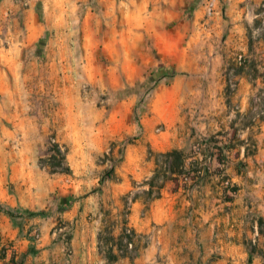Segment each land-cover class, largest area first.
Instances as JSON below:
<instances>
[{
    "label": "rangeland",
    "instance_id": "1",
    "mask_svg": "<svg viewBox=\"0 0 264 264\" xmlns=\"http://www.w3.org/2000/svg\"><path fill=\"white\" fill-rule=\"evenodd\" d=\"M206 1L0 0V264H137L153 237L135 230L131 203L144 216L142 175L172 131L202 173L166 189L213 174L222 200L239 183L244 205H264V151L251 155L264 145L263 84L251 81L253 65L264 71V0H211V12ZM54 143L68 171L42 161ZM127 155L143 159L135 177ZM262 246L193 262L264 264L251 254ZM169 260L158 250L154 263Z\"/></svg>",
    "mask_w": 264,
    "mask_h": 264
},
{
    "label": "crops",
    "instance_id": "2",
    "mask_svg": "<svg viewBox=\"0 0 264 264\" xmlns=\"http://www.w3.org/2000/svg\"><path fill=\"white\" fill-rule=\"evenodd\" d=\"M177 82H180V79H176L174 84ZM215 92L206 91L210 97L214 96ZM248 127L250 126L246 127L248 130L246 133L249 130L252 132V129ZM257 127L262 128L261 125ZM251 128L253 127L251 126ZM170 134V139L168 137L167 140H162L160 145H153V148L165 152L171 149L182 150L187 144H190L187 143L188 139L177 137L175 131ZM241 147L237 160L245 159L250 155L248 146L244 144V147ZM254 147L255 150L251 155L260 156L264 151V145L258 140ZM230 153L231 149L228 154ZM127 156L126 171L123 175L130 173L135 177L139 173L137 168L141 166L143 159H137L132 155ZM229 156L231 157V155ZM200 159L201 156L198 154L184 155V171L194 175V166ZM147 166L148 171L142 175L145 179L154 173L152 160L147 161ZM224 172L229 176L231 184H235L234 181L237 180L235 177L238 175L235 174L234 168L231 166V160ZM177 177L179 178V175ZM202 180L196 189H184L180 183L176 189L168 190L164 183L160 190V196L151 199L142 217L139 216V208L142 204L140 205L137 201L131 203L132 225L135 230L151 232L153 237L142 256L137 260V264H141L144 258H146L147 264L149 262L155 264L158 250L159 254L162 253L164 257L170 259V263L167 264H189V262L194 264L193 259L202 261L210 257H245L248 255L246 243L264 241V205H244L242 202L243 191L239 188V183H236L238 188L235 185V190L231 191L233 199L222 200V190L217 185V177L209 174ZM179 182H181L180 178ZM123 183L122 181L118 185L123 186ZM154 227H159L156 239L153 234ZM157 242H159L158 246ZM258 252L264 254V246L262 249H255V252L253 251L251 254ZM214 264L217 263L214 262Z\"/></svg>",
    "mask_w": 264,
    "mask_h": 264
},
{
    "label": "trees",
    "instance_id": "3",
    "mask_svg": "<svg viewBox=\"0 0 264 264\" xmlns=\"http://www.w3.org/2000/svg\"><path fill=\"white\" fill-rule=\"evenodd\" d=\"M253 68L256 74L251 76L252 85L255 86L256 80L260 78L263 86L258 88L256 94L257 96H262V104H264V71L259 73L255 65H253ZM241 70L242 65L236 69V74H239ZM258 120L260 122H264V110H261L258 113ZM218 149L220 152L222 151V147H218ZM65 157L66 151L62 150L58 143H54V149L52 153L46 158L42 159V161L50 168L51 171L65 172L68 171V167L65 165ZM155 163L157 167L154 170L153 175L146 181L149 187L146 191H144L147 197L151 199L160 196L161 188L171 175L174 176L184 174V155L183 152L178 149L159 152L155 154ZM232 190H235V186H232Z\"/></svg>",
    "mask_w": 264,
    "mask_h": 264
},
{
    "label": "built area",
    "instance_id": "4",
    "mask_svg": "<svg viewBox=\"0 0 264 264\" xmlns=\"http://www.w3.org/2000/svg\"><path fill=\"white\" fill-rule=\"evenodd\" d=\"M205 7H206V9H207L208 12H211V10L213 9V2L211 0H207L206 3H205ZM195 172H197V174H198V175H196V178H195V180H196L198 178V176H199V173H202V171H201V169L200 170L198 169ZM188 179H191V178L188 177L187 174H185V172H184V174H183V180L184 181H187ZM225 184H228V181L227 180L225 181ZM227 190H228V192L232 193L229 188Z\"/></svg>",
    "mask_w": 264,
    "mask_h": 264
}]
</instances>
